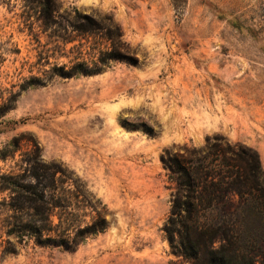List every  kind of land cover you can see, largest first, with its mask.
Wrapping results in <instances>:
<instances>
[{
  "label": "rangeland",
  "instance_id": "1",
  "mask_svg": "<svg viewBox=\"0 0 264 264\" xmlns=\"http://www.w3.org/2000/svg\"><path fill=\"white\" fill-rule=\"evenodd\" d=\"M74 8L112 13L138 62L56 75L78 44L59 38ZM0 123L2 173L62 164L108 223L72 251L8 236L14 213L0 206V264H192L164 230L177 185L162 156L223 135L264 169V0H0ZM74 202L75 224H90Z\"/></svg>",
  "mask_w": 264,
  "mask_h": 264
},
{
  "label": "trees",
  "instance_id": "2",
  "mask_svg": "<svg viewBox=\"0 0 264 264\" xmlns=\"http://www.w3.org/2000/svg\"><path fill=\"white\" fill-rule=\"evenodd\" d=\"M40 5L45 19L58 10L51 1ZM65 21V35L59 38L65 47L78 44L68 51L70 66L58 68L56 75H95L112 62H138L112 13L74 8ZM162 162L177 185L164 228L174 252L192 264H264V169L257 151L243 144L232 146L223 135H215L204 147L167 151ZM0 192L8 194L0 206L14 213L7 235L20 242L34 237L41 245L75 251L84 234L94 236L108 229L105 212L92 201L93 193L62 164L34 161L19 173L0 171ZM80 195L86 208L96 213L85 226L75 224L74 199ZM4 252L16 249L7 247Z\"/></svg>",
  "mask_w": 264,
  "mask_h": 264
}]
</instances>
